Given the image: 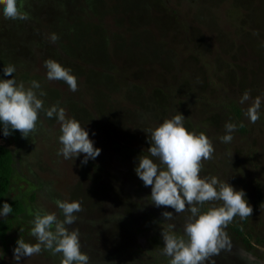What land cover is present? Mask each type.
Instances as JSON below:
<instances>
[{
    "label": "rangeland",
    "instance_id": "374dc122",
    "mask_svg": "<svg viewBox=\"0 0 264 264\" xmlns=\"http://www.w3.org/2000/svg\"><path fill=\"white\" fill-rule=\"evenodd\" d=\"M18 7L27 20L5 19L0 7V79L13 78L3 74L11 64L17 83L39 82L44 108L58 103L101 154L87 165L83 155H58L60 124L44 111L27 138L19 131L4 137L0 124V146L12 154L0 209L15 200L23 207L0 240V264H60L61 254L43 248L19 262L13 255L17 240L38 242L31 235L38 209L64 219L57 199L82 202L71 227L79 228L89 264H169L160 254L161 232L173 223L182 236L190 213L157 208L134 169L139 156L149 155L146 130L177 114L214 146L200 177L243 190L253 208L225 229L233 250L216 264H264V0H18ZM48 59L71 69L76 92L47 79ZM246 91L262 98L256 123L245 115L251 100L239 103ZM229 122L236 130L223 143ZM165 211L175 219L165 221Z\"/></svg>",
    "mask_w": 264,
    "mask_h": 264
},
{
    "label": "clouds",
    "instance_id": "9594fccd",
    "mask_svg": "<svg viewBox=\"0 0 264 264\" xmlns=\"http://www.w3.org/2000/svg\"><path fill=\"white\" fill-rule=\"evenodd\" d=\"M2 14L8 20H27L28 14L18 7V0H0ZM55 43L59 37L53 33L50 37ZM47 79L65 82L72 92L78 90L77 78L71 74V69L63 67L55 60L45 61ZM15 67L11 64L3 68L4 76L12 79H0V124L3 126V136L8 137L13 131H19L27 138L36 131L39 113L45 112L49 119H55L60 124L59 142L61 144L58 155L65 160L76 159L83 155L81 165H87L95 160L101 149L94 147V141L89 138V132L81 126L75 118H68L66 110L59 104L44 108V101L40 97L46 95L40 89L39 82L33 80L30 87L23 82L17 83L14 78ZM251 100L245 112L251 123L260 118L259 110L262 98L250 97L246 91L239 103ZM185 117L177 114L165 119L162 124L146 130L150 147L149 155L138 157V166L134 171L145 187L151 188L150 199L157 208L174 209L176 214L189 212L183 224V235L174 231L175 224L169 223L163 229L161 236L163 247L161 255L169 258V264H216L215 257L222 252H232V242L225 231L234 217L242 220L253 213V208L245 199L243 190H236L227 181L217 177H200L202 161L212 158L214 146L205 133L188 131L184 126ZM226 133L220 139L223 143H230L232 132L236 130L233 123L225 124ZM94 135V133H93ZM159 163L154 162V159ZM221 201L220 206H211L201 212L198 205L206 202ZM64 219H58L55 212L49 213L38 209L34 213V225L31 235L37 243H26L17 240L13 250L14 260L29 258L41 253L42 248L50 250L53 255L61 254L60 264H89V256L81 251L79 228L71 227L77 223V213L83 211L82 202L74 200H55ZM12 207L4 203L0 209V217H7ZM31 214V213H30ZM165 221H173L176 216L172 212H162Z\"/></svg>",
    "mask_w": 264,
    "mask_h": 264
},
{
    "label": "trees",
    "instance_id": "16d2710c",
    "mask_svg": "<svg viewBox=\"0 0 264 264\" xmlns=\"http://www.w3.org/2000/svg\"><path fill=\"white\" fill-rule=\"evenodd\" d=\"M11 175V151L0 146V207L1 200L9 188ZM9 205L12 207V212L7 217L0 220V240L4 239L8 231H10L12 224L17 220L18 216L23 211L22 204L17 200L10 202Z\"/></svg>",
    "mask_w": 264,
    "mask_h": 264
}]
</instances>
